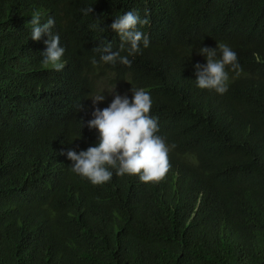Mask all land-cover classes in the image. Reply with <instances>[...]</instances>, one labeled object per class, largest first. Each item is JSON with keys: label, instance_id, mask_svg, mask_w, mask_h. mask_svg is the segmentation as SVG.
<instances>
[{"label": "trees", "instance_id": "16d2710c", "mask_svg": "<svg viewBox=\"0 0 264 264\" xmlns=\"http://www.w3.org/2000/svg\"><path fill=\"white\" fill-rule=\"evenodd\" d=\"M130 10L149 46L101 61L106 43L127 55L110 25ZM34 12L55 20L61 71L42 63L47 35L31 39ZM219 43L240 65L224 94L195 82L198 50ZM132 87L170 168L94 185L66 152L99 143L92 98ZM0 264H264V0H0Z\"/></svg>", "mask_w": 264, "mask_h": 264}, {"label": "clouds", "instance_id": "9594fccd", "mask_svg": "<svg viewBox=\"0 0 264 264\" xmlns=\"http://www.w3.org/2000/svg\"><path fill=\"white\" fill-rule=\"evenodd\" d=\"M81 11L88 15L94 10L90 6ZM31 17L27 23L31 25V39L39 41L42 35H47L44 41L46 50L41 53L42 63L51 65L56 71L63 70L65 63L61 58L65 49L60 46L59 35L52 32L54 18L50 16L45 23H41V13L34 12ZM148 23L149 20L141 19L135 10L115 17L110 27L119 35L121 50L128 45L127 55L121 56L119 51H113L111 43L95 47L93 51L101 53L100 59L105 63L115 64L119 61L131 66L132 61L128 57L140 52L141 43L145 48L149 46V37L137 27ZM101 31L105 29L101 28ZM198 54L205 56L206 63L194 65L197 87L224 94L228 89L229 79L226 68L230 66L232 70H240L237 54L223 43L217 44L215 48L202 47ZM92 63L96 64L97 61L93 59ZM130 91L131 100L126 94L120 95L114 89L110 93L114 98L104 109L96 107L98 102L105 100L104 95L92 98L94 118L87 122V127L98 130L99 143L79 153L73 149L66 152L67 158L72 161L71 171L87 178L94 185L110 181L112 170L119 176L138 175L141 182L149 183L162 180L170 168L169 146L157 134V118L149 115L152 107L150 94L143 88L132 87ZM80 110L82 105H79ZM60 155L65 153L61 151Z\"/></svg>", "mask_w": 264, "mask_h": 264}, {"label": "rangeland", "instance_id": "374dc122", "mask_svg": "<svg viewBox=\"0 0 264 264\" xmlns=\"http://www.w3.org/2000/svg\"><path fill=\"white\" fill-rule=\"evenodd\" d=\"M101 85V84H100ZM98 88H100V89H105V87L103 86V85H101V86H98Z\"/></svg>", "mask_w": 264, "mask_h": 264}]
</instances>
